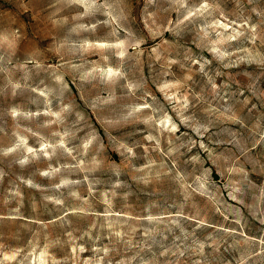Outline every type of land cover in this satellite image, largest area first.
I'll return each instance as SVG.
<instances>
[{
    "label": "rangeland",
    "instance_id": "1",
    "mask_svg": "<svg viewBox=\"0 0 264 264\" xmlns=\"http://www.w3.org/2000/svg\"><path fill=\"white\" fill-rule=\"evenodd\" d=\"M0 264H264V0H0Z\"/></svg>",
    "mask_w": 264,
    "mask_h": 264
}]
</instances>
